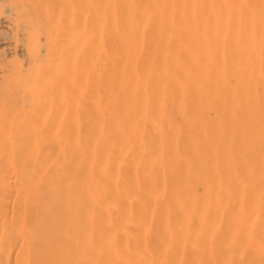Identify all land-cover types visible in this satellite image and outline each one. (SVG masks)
<instances>
[{"label": "bare ground", "instance_id": "obj_1", "mask_svg": "<svg viewBox=\"0 0 264 264\" xmlns=\"http://www.w3.org/2000/svg\"><path fill=\"white\" fill-rule=\"evenodd\" d=\"M21 1L0 264H264V0Z\"/></svg>", "mask_w": 264, "mask_h": 264}, {"label": "rangeland", "instance_id": "obj_2", "mask_svg": "<svg viewBox=\"0 0 264 264\" xmlns=\"http://www.w3.org/2000/svg\"><path fill=\"white\" fill-rule=\"evenodd\" d=\"M16 1V0H15ZM15 1H12L13 2V4H12V2H10L9 0H0V35H2V36H8V33H6V34H3V31H4V33L7 31V32H9V34H11V38H8L7 39V37H5V38H3V40L1 39L0 40V61H2V59H3V64L2 63H0V76L3 74V73H5V72H3L6 68H8V64L10 63V62H20V63H25L26 62V60H24L25 58H26V56H24V54H26V53H23V50H21L20 48H21V44L23 43L22 41H23V39L22 38H26V30H28L27 29V27H23V24H21L22 25V27L23 28H21V26H17V28H13L12 26L13 25H11L10 26V22L12 21V18H13V16H12V9L13 8H15V7H17V8H23L21 5H22V3L21 2H23V1H21V2H19V1H17V2H15ZM31 1V2H30ZM34 1V2H33ZM28 0L27 1V3L29 2V5L33 8V9H35L34 7H33V5H38V4H36L37 2L36 1H38V0ZM56 1L57 0H48V2L50 3V4H48V2L46 3V4H48V6L46 5V4H44L45 2H46V0H43V2H41L40 0L38 1L39 2V10H48V13H50L49 11L51 10H49L48 9V7H49V5L51 6V4H52V7H57L56 5H58L59 3L58 2H60L61 3V0H58L57 1V3H56ZM14 2L16 3V4H18V3H20L21 5H14ZM36 2V3H35ZM26 3V2H25ZM26 3V4H27ZM32 3H34V4H32ZM40 3H43L42 5L44 6V8H43V6L41 5L40 6ZM12 5H13V8H12ZM15 6V7H14ZM59 7H57V9L58 8H60V4L58 5ZM51 7V8H52ZM36 8H37V6H36ZM41 8V9H40ZM38 9V8H37ZM56 9V10H57ZM36 10V9H35ZM53 10H55L54 8L51 10V11H53ZM55 10V11H56ZM54 12V11H53ZM58 12H59V9L57 10V12L55 13V18H56V16L58 15ZM51 14H52V12H51ZM57 14V15H56ZM51 16H53V14L51 15ZM4 27V28H3ZM8 29V30H7ZM19 29L21 30L22 29V31H20V32H18L19 31ZM25 29V30H24ZM1 32H2V34H1ZM23 33V34H22ZM24 33H25V35H24ZM22 34V35H21ZM2 36H0V38H2ZM22 36H24V37H22ZM8 37H10V35L8 36ZM14 37V38H13ZM18 39H19V41H18ZM9 40H16L17 42V49L14 51L13 49H8V50H6L7 48L6 47H8L5 43L7 42V41H9ZM22 40V41H21ZM25 40V39H24ZM3 41V42H2ZM21 41V42H20ZM18 45L20 46L19 47V50H18ZM19 51V52H18ZM21 51V52H20ZM5 52H7V53H5ZM25 52V51H24ZM10 53V54H9ZM1 54H4V56H1ZM8 54H9V56H8ZM20 54H21V56H20ZM20 56V57H19ZM5 58V59H4ZM3 72V73H2Z\"/></svg>", "mask_w": 264, "mask_h": 264}]
</instances>
